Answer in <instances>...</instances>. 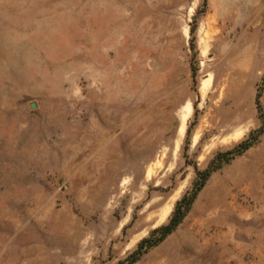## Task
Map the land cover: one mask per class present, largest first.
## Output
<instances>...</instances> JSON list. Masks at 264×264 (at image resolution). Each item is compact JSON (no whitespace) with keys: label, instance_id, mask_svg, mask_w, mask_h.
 I'll return each instance as SVG.
<instances>
[{"label":"rangeland","instance_id":"obj_1","mask_svg":"<svg viewBox=\"0 0 264 264\" xmlns=\"http://www.w3.org/2000/svg\"><path fill=\"white\" fill-rule=\"evenodd\" d=\"M0 264H264V0H0Z\"/></svg>","mask_w":264,"mask_h":264},{"label":"trees","instance_id":"obj_2","mask_svg":"<svg viewBox=\"0 0 264 264\" xmlns=\"http://www.w3.org/2000/svg\"><path fill=\"white\" fill-rule=\"evenodd\" d=\"M192 74H193V77L195 78L196 76V71L192 69ZM253 145L252 142H250L249 140H246L242 143H240L236 149L231 152H226V153H223V154H220L218 156V158L220 157V162H227V161H230L231 159H233L235 156L237 155H240L242 154L243 152H245L246 150H248L249 148H251ZM214 169H207L203 172H200L198 171L197 175L198 177H203L204 180L201 184V188L204 186L205 184V181L211 176V174L213 173ZM201 188L198 189V191L201 190ZM196 195L197 193H195L191 198H187V197H184L182 199V203L185 204V209L182 210L179 208V205L177 206L176 208V212L174 213V216L172 217L171 219V222L169 225L167 226H163L161 227L160 229H158V232L159 233H162V236L161 238L159 239V241H163L165 239V237L167 235H169L179 224L180 222L182 221V219L185 217V214L186 212L188 211L190 205L192 204V202L195 200L196 198ZM140 248H141V245H140Z\"/></svg>","mask_w":264,"mask_h":264},{"label":"bare ground","instance_id":"obj_3","mask_svg":"<svg viewBox=\"0 0 264 264\" xmlns=\"http://www.w3.org/2000/svg\"><path fill=\"white\" fill-rule=\"evenodd\" d=\"M182 190V187H180V189L172 196V198L167 202L166 206L164 207L160 217H159V223L164 221L169 210H170V205L174 202L175 198L178 196V194L180 193V191Z\"/></svg>","mask_w":264,"mask_h":264}]
</instances>
